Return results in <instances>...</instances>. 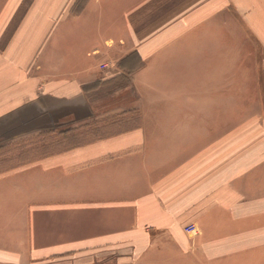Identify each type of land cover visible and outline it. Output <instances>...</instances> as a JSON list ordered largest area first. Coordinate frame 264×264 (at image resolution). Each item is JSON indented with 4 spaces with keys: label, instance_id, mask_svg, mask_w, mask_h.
Instances as JSON below:
<instances>
[{
    "label": "crops",
    "instance_id": "crops-1",
    "mask_svg": "<svg viewBox=\"0 0 264 264\" xmlns=\"http://www.w3.org/2000/svg\"><path fill=\"white\" fill-rule=\"evenodd\" d=\"M79 1L0 0V264H264V0Z\"/></svg>",
    "mask_w": 264,
    "mask_h": 264
},
{
    "label": "built area",
    "instance_id": "built-area-1",
    "mask_svg": "<svg viewBox=\"0 0 264 264\" xmlns=\"http://www.w3.org/2000/svg\"><path fill=\"white\" fill-rule=\"evenodd\" d=\"M101 69H102V70H107L108 67H107V66H102ZM189 229L193 230V227H191V228H189Z\"/></svg>",
    "mask_w": 264,
    "mask_h": 264
},
{
    "label": "trees",
    "instance_id": "trees-1",
    "mask_svg": "<svg viewBox=\"0 0 264 264\" xmlns=\"http://www.w3.org/2000/svg\"><path fill=\"white\" fill-rule=\"evenodd\" d=\"M83 3H84V0H80L78 6H81Z\"/></svg>",
    "mask_w": 264,
    "mask_h": 264
},
{
    "label": "rangeland",
    "instance_id": "rangeland-1",
    "mask_svg": "<svg viewBox=\"0 0 264 264\" xmlns=\"http://www.w3.org/2000/svg\"><path fill=\"white\" fill-rule=\"evenodd\" d=\"M86 0H84V3H85Z\"/></svg>",
    "mask_w": 264,
    "mask_h": 264
}]
</instances>
